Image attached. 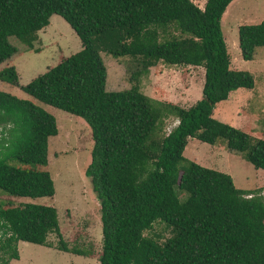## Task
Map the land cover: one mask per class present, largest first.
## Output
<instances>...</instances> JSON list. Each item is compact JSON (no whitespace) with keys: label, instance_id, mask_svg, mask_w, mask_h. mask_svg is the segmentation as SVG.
Segmentation results:
<instances>
[{"label":"trees","instance_id":"obj_1","mask_svg":"<svg viewBox=\"0 0 264 264\" xmlns=\"http://www.w3.org/2000/svg\"><path fill=\"white\" fill-rule=\"evenodd\" d=\"M232 1L206 0L200 9L191 0H0V64L17 52L9 38L31 48L53 15L80 40V51L20 90L82 118L91 130L85 176L100 206L98 264H264V190L237 189L229 175L183 156L190 138L209 145L224 141L229 151L264 171V140L213 118L216 105L231 92L254 87L249 72L230 68L221 19ZM113 31L128 40L115 51L119 56L203 68L201 99L182 108L135 88L107 91L96 40ZM238 43L242 59L253 60L255 49L264 47V20L240 26ZM0 81L17 85L15 69L0 71ZM169 117L177 125L162 135L158 126ZM57 132L51 114L0 91L2 193L31 199L54 195L47 171L8 161L46 166L48 139ZM157 221L172 233L162 244L144 236ZM50 234L58 237V250L69 252L55 208L0 202V264L19 259L18 242L49 247Z\"/></svg>","mask_w":264,"mask_h":264},{"label":"rangeland","instance_id":"obj_2","mask_svg":"<svg viewBox=\"0 0 264 264\" xmlns=\"http://www.w3.org/2000/svg\"><path fill=\"white\" fill-rule=\"evenodd\" d=\"M262 20L264 0H233L226 8L221 19V30L230 57V68L249 72L253 76L254 87L251 90L238 89L231 92L226 101L216 105L213 118L255 139L264 140V47L255 49L253 60L244 61L238 43L240 26L256 25ZM108 35L96 40L107 71V91L135 88L148 98L182 108H188L201 99L203 68L171 66L141 56H119L115 51L128 40L118 31ZM9 41L17 52L0 64V71L13 67L18 83L14 86L0 81V91L29 100L51 114L55 118L58 132L48 139L46 166L25 164L17 160H10L8 164L47 171L53 181L55 193L52 197L31 199L12 197L0 190V202L5 206L33 203L55 208L59 232L69 250H58L59 239L55 234H50L47 238L49 247L18 242L19 259L11 260L9 264H98L102 244L100 206L91 181L85 176L93 148L91 130L82 118L39 103L20 90V87L62 59L80 51V40L61 17L53 15L49 24L34 35L31 48L13 37ZM176 125L177 120L169 117L158 127L162 128L164 135ZM183 156L203 167L229 175L237 189L264 190V171L256 169L242 154L229 151L224 141L209 145L190 138ZM171 235V229L159 221L144 232L145 237L160 244ZM74 251H80L83 255H75Z\"/></svg>","mask_w":264,"mask_h":264},{"label":"crops","instance_id":"obj_3","mask_svg":"<svg viewBox=\"0 0 264 264\" xmlns=\"http://www.w3.org/2000/svg\"><path fill=\"white\" fill-rule=\"evenodd\" d=\"M192 1V0H191ZM193 2V1H192ZM193 3H195V5L197 6V7H199L200 9H203L204 8V6H205V3H206V0H196V2H193ZM198 3V4H197ZM230 5V4H229ZM228 5V6H229ZM226 11V10H225ZM225 13V12H224ZM188 142H189V140H188ZM188 142H187V144H188ZM187 146V145H186ZM186 148V147H185Z\"/></svg>","mask_w":264,"mask_h":264},{"label":"built area","instance_id":"obj_4","mask_svg":"<svg viewBox=\"0 0 264 264\" xmlns=\"http://www.w3.org/2000/svg\"><path fill=\"white\" fill-rule=\"evenodd\" d=\"M248 197H250V196H248Z\"/></svg>","mask_w":264,"mask_h":264}]
</instances>
